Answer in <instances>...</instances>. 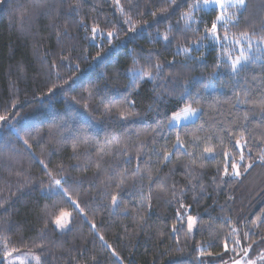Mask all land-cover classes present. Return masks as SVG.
Returning <instances> with one entry per match:
<instances>
[{
	"label": "trees",
	"instance_id": "obj_1",
	"mask_svg": "<svg viewBox=\"0 0 264 264\" xmlns=\"http://www.w3.org/2000/svg\"><path fill=\"white\" fill-rule=\"evenodd\" d=\"M74 2L80 3V9L70 14ZM121 3L127 6L128 0ZM245 3L239 24L230 26L229 36L239 37L244 31L253 37L264 36V0H245ZM40 4L41 7H36L35 0H6L0 4V115L15 117L19 113L18 120L13 121L15 130L26 138L31 132L29 151L17 139L16 131L7 124L0 127V200L6 201L0 207V234L10 239V248L36 252L42 255L44 264H199L197 246L203 245L205 251L213 253L201 258L205 264L227 261L233 253L225 254L222 244L230 226L247 231L245 223L250 225L264 209V165L257 164L241 178L222 181L216 169L222 156L209 158L204 169L188 166L186 155H177L171 163H158L160 157L154 149H171L176 136L175 132L165 130L152 140L153 129L157 127L155 121L163 119V111L171 102L167 95L162 101H154L160 90L153 92L151 82L142 84L129 97L136 101L134 111L140 114L136 122H118L115 113L110 119L104 114V107L111 100L117 110H125L124 87L129 82L126 70L133 66L134 59L144 64L143 58L155 50L152 54L161 61L175 59V66L165 67L164 73L174 74L177 93L186 82L200 80L193 87V92L200 89L193 107H204L205 114L196 124L204 123L205 128L199 132L196 125H191L187 136L181 133L188 150H194L192 137L212 135L223 125L232 127L237 138L244 131L248 140L245 155L250 148L255 158L264 153V108L261 107L264 52L257 53L259 59L249 63L239 76H233L226 64L214 67L221 49L213 48L207 40L204 44L208 47L192 53L203 54V63L175 55L177 43L187 46L203 35V25L200 32L176 31L179 12L187 5L165 19L159 9L166 4L159 0H139L133 10V21L137 25L147 21L152 27L133 39L127 26L120 22L122 18L112 0H40ZM152 12H157V17ZM82 19L89 25L97 20L105 34L115 28L119 39L113 40L111 48L107 39L90 40V31L80 27ZM154 20L157 22L153 23ZM169 24L174 26L176 38L165 47V42L156 41L155 33L157 29L164 32ZM97 52L102 53V59H93ZM229 52L233 58L238 54L232 48ZM65 56L69 60L61 63ZM53 63L58 69L52 67ZM69 63L79 65V69L69 67ZM214 72L217 90L213 91L212 87L205 90L202 85ZM69 77H75V82L44 97L52 83L64 84ZM172 87L169 84V89ZM236 92L247 103L238 105ZM71 97H76L79 103ZM13 103L20 106L13 109ZM157 109L160 117L156 116ZM66 114L71 117L69 124L82 130L69 134L68 129L61 128ZM112 134L121 135L120 148L126 149V154L107 155L97 168L101 151H107L105 139H110ZM219 145L216 138L202 139L199 147ZM223 147L237 154L240 151L234 140H225ZM40 160L53 170L63 165L73 188H77L75 181L80 182L77 191L70 188V194L85 209L87 219L71 203H62L55 210L57 215L60 211L72 213L70 230L60 232L48 222L45 207L58 197L49 198L41 191L40 181H46V177ZM138 164L140 172L133 176ZM114 172L127 174L120 188H117L120 177L114 176ZM112 195H118V208L111 205ZM181 205L187 206L186 209ZM178 213L182 219H178ZM189 216L197 221L192 234L187 233ZM174 225L178 229L176 233L172 231ZM101 235L104 240L100 239ZM261 236L264 226L251 240H259ZM217 237L220 241L213 245ZM241 242L246 246L243 239ZM37 244H42L43 249L33 247ZM259 248H264V244Z\"/></svg>",
	"mask_w": 264,
	"mask_h": 264
},
{
	"label": "snow or ice",
	"instance_id": "obj_2",
	"mask_svg": "<svg viewBox=\"0 0 264 264\" xmlns=\"http://www.w3.org/2000/svg\"><path fill=\"white\" fill-rule=\"evenodd\" d=\"M6 0H0V4H4ZM161 4H166V7H161L159 13L163 18H167V15H171L177 10H179L184 5L187 7L179 12V19L176 21L175 28L177 32L187 33L191 32H200L201 25H203V35L198 37L196 41L189 42L187 46L177 43L175 55H183L186 60L195 61L197 63L204 62V55L200 56L193 55V51H199L201 48L208 47L204 44V41L207 40L210 42V45L215 48L219 47L221 49L217 54V63L214 65L216 68H220L222 65H227L230 73L233 76H239L241 71L249 64L255 63L259 56L257 53L264 52V36L253 37L247 31L241 32L239 37L235 35L229 36L230 26H235L239 24L240 16L242 15L243 10L246 8L245 0H159ZM36 7H41L40 0H35ZM114 9L117 10L120 14L122 20L120 22L123 25L127 26V31L135 36L141 35L146 28H151L152 24H149L145 21L143 24L137 25L133 21L134 9L138 7L139 0H128L127 6L121 3V0H112ZM80 9V3L74 2L70 5V14L78 12ZM171 9V11H170ZM232 9L233 11H229ZM153 17H157V12L151 13ZM214 15V18H212ZM205 17L211 19L206 20ZM157 21H153L155 23ZM80 27H82L86 32L90 31L91 35L90 40L95 41L98 38L107 39L109 42V47H112L113 40L119 39V32L115 28L104 32L100 27V24L97 20H93V23L89 25L85 19H82L80 22ZM210 24V26H209ZM182 25V27H181ZM195 25V27H193ZM173 25L169 24L164 32H161L157 29L155 33V39L157 42H165V47L172 44L175 40V35L173 34ZM223 30V31H221ZM67 34V33H66ZM149 35H152L149 33ZM241 40L245 41L246 44H242ZM236 46H239V54L234 58L229 52V48L235 49ZM155 50H152L154 52ZM150 52L146 57H144V64H140L138 59L133 60V66L129 67L126 70V74L129 75V82L124 87V96H123V105L125 110H117L115 104L109 100V103L104 107V114L107 115L110 119L115 113V120L121 123H134L136 118L140 115L134 111L136 107V101L129 99V97L138 90L142 84L146 82L153 83V92H156L157 89L160 90L153 99L154 101H162L163 97L167 95L171 102L170 107H165L163 111V119H157L155 121L157 127L153 129V142L157 134H162L165 130L168 132H175V142L172 144L171 149L167 147L161 148L160 150H155V154L160 157L157 161L161 164L171 163L174 157L177 155H186L188 159V166L204 169L207 165L205 161L209 158H215L222 156V162L216 164V169L219 178L222 181L226 179H237L246 175L250 169H252L257 164L264 165V153L259 154L255 158L251 155V149L248 148V155H245L244 149L248 146V140L244 138V131L239 132V138H237L236 133L232 130V127H224L221 125L218 130H214L212 135L205 137L194 136L191 139V144L194 145V150L189 151L188 146L185 143V139L182 138L181 133L184 136H187V129L191 125H196V131L203 132L205 128L204 123L196 124L197 121L201 120L205 114V109L203 106L193 107V104L197 102L194 97H199L200 89H196L193 92V87L195 84L200 83V80H192L186 82L182 85V90L176 92V86L174 83V74L165 75V67H174L176 64L175 59L171 61H161L158 56L153 55ZM251 54V55H250ZM102 53L97 52L96 56L93 57L94 60L102 59ZM68 57H62L61 63L68 61ZM76 67L79 69V65H71L69 67ZM53 68L58 69V65L53 63ZM184 67H187V63L184 64ZM57 79H60L59 72L56 73ZM216 73L210 74L208 77V82L203 84L202 87L207 90L212 87L213 91L217 89L214 87L216 80ZM70 82H75V77H69L68 80L64 81V84L52 83L51 87H48L47 93L43 94L45 98L50 95H54L56 91L63 90L65 85L70 86ZM169 84H173V87L169 89ZM247 95V94H245ZM71 100L75 103H79L76 97H71ZM236 102L238 105L247 103L246 99L240 98V93L236 92ZM101 103H104V98L101 99ZM17 103H13L11 107L13 109L19 107ZM85 108L88 107L87 104L84 105ZM211 107V105L209 106ZM264 108V104L261 105ZM149 111H152V105H149ZM156 116L160 117L161 112L157 109ZM19 113L15 117L8 114L0 115V127H3L4 124H7L9 128L13 131L15 130V125L13 121L18 120ZM70 116L66 114L65 119L62 121L60 127L66 128L69 130V134L72 131H78L82 129H75L69 124ZM244 119H248V113L245 112ZM74 123V121H73ZM93 127L92 122H89V128ZM28 138L20 136L19 131H16V136L19 141H21L26 148L30 151L31 144L29 143V138L31 137V132L28 134ZM213 138H216L220 141L219 146H205L200 149L199 145L202 139H207L211 141ZM84 142H87L86 138H83ZM228 140L229 142L235 141V147L239 148V153H235L231 150H224V142ZM121 135L112 134L111 138L105 139V148L107 151L102 150L97 160V168L100 167V161L104 159L107 155L121 154L124 152L126 154V149L120 148ZM115 150V151H113ZM138 159H142V156L138 155ZM41 165L43 166L44 175L46 181L41 179L40 188L41 191L45 192L51 197H58L54 200L50 206L45 207V215L48 217V222L52 223L53 226L59 230H70L72 224V213L68 211H60L57 215L55 210L59 208L62 203H71L78 213H80L84 219H87V214L85 209L80 206V203L72 199L70 194V188L72 191L78 190L79 181H75L77 188H73L72 185H69L70 176L65 174V169L63 165H59L56 170L50 169L48 165L40 160ZM140 172V165H137V168L133 172V176H136ZM19 175V174H17ZM114 176H119V183L117 188L122 187L125 183L126 172L125 173H113ZM214 179H216L214 177ZM151 181V176H149ZM193 189L195 185H192ZM183 191V190H181ZM6 201L0 200V207H3ZM118 195L111 196V205L114 208L119 207ZM182 208L187 206L181 205ZM127 214V213H125ZM178 219H182V214L178 213ZM183 222V221H182ZM187 233L190 234L193 228L196 226L197 221L195 218L187 217ZM92 228H95L94 223L91 224ZM264 226V209H261V214L256 218L251 220L250 225L246 222L244 228L230 226L229 231L223 237V248L224 253L229 252L233 253L227 261L222 260V264H264V248H259L260 244H264V236H261L259 240H251V236L259 235V230ZM172 231L176 233L178 231L177 227L174 225ZM101 240H104V237L100 236ZM242 239L246 242V246L242 243ZM220 241V238L217 237L212 241V244H216ZM232 245L231 247L229 245ZM10 239L7 236L0 234V264H29L31 261L32 264H44V259L42 255L36 254L31 250L23 253V258L20 254L19 248H10ZM37 249H43L42 244H37L33 246ZM109 248H112L111 245H108ZM256 248H259V251H256ZM197 250L199 256L197 257L199 264H205L203 257L212 256L213 253L205 251L203 245H198ZM255 252V255L252 253ZM114 256H117L119 259L118 253L115 252V249H112ZM220 256L221 254H215ZM222 259V257H221Z\"/></svg>",
	"mask_w": 264,
	"mask_h": 264
},
{
	"label": "rangeland",
	"instance_id": "obj_3",
	"mask_svg": "<svg viewBox=\"0 0 264 264\" xmlns=\"http://www.w3.org/2000/svg\"><path fill=\"white\" fill-rule=\"evenodd\" d=\"M241 43H242V44H246V42L243 41V40H241ZM235 51L239 54V46H236V47H235ZM238 54H236V55H238ZM234 57H235V56H234ZM194 229H195V227L193 228V230H192V232H191L190 234L193 233ZM58 231H59V230H58ZM64 231H65V230H64ZM60 232H61V231H60ZM25 252H27V251H20V254H21V257H22V258H23V253H25ZM29 264H32V262L30 261Z\"/></svg>",
	"mask_w": 264,
	"mask_h": 264
}]
</instances>
